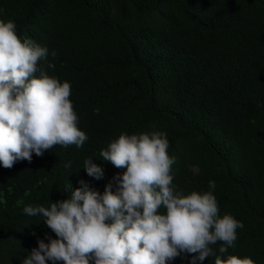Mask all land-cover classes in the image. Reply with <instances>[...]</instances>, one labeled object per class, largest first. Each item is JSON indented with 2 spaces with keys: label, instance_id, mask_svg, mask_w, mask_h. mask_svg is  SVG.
<instances>
[{
  "label": "trees",
  "instance_id": "1",
  "mask_svg": "<svg viewBox=\"0 0 264 264\" xmlns=\"http://www.w3.org/2000/svg\"><path fill=\"white\" fill-rule=\"evenodd\" d=\"M0 20L47 47L40 64L70 82L88 136L82 148L0 164V264H21L38 239L55 238L43 217L23 214L26 205L67 199L80 180L103 193L126 169L100 151L122 133L153 130L167 134L173 183L186 194L213 191L220 216L243 222L225 258L264 264V0H0ZM86 158L103 179L87 175Z\"/></svg>",
  "mask_w": 264,
  "mask_h": 264
},
{
  "label": "clouds",
  "instance_id": "2",
  "mask_svg": "<svg viewBox=\"0 0 264 264\" xmlns=\"http://www.w3.org/2000/svg\"><path fill=\"white\" fill-rule=\"evenodd\" d=\"M48 55L47 47L21 39L14 21L0 20V164L6 169L18 161L31 163L33 153L42 157L56 145L82 148L88 140L78 127L70 82L49 75L54 63L40 64ZM168 148L163 131L122 133L100 151L104 161L126 169L103 193L80 180L81 187L68 186L67 199L26 205L23 214L43 217L55 238L46 233L48 242L38 239L21 264H170L182 256H191L190 264L210 257L214 264H255L247 256L225 258L243 222L220 216L213 191L186 194L178 188ZM83 168L96 180L104 178L93 158ZM215 186L209 181L210 189Z\"/></svg>",
  "mask_w": 264,
  "mask_h": 264
}]
</instances>
